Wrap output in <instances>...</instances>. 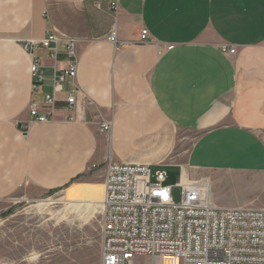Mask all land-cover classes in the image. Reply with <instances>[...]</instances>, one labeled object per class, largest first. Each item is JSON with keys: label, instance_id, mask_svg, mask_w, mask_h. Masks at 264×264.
Masks as SVG:
<instances>
[{"label": "crops", "instance_id": "obj_1", "mask_svg": "<svg viewBox=\"0 0 264 264\" xmlns=\"http://www.w3.org/2000/svg\"><path fill=\"white\" fill-rule=\"evenodd\" d=\"M118 1L115 10L111 0H0V202L78 180L104 188L109 161L149 164L178 182L264 175V0ZM113 28L117 43L107 39ZM53 30L78 39V74L58 93L56 118L39 122L30 101H44L67 67L63 40L56 57L41 44Z\"/></svg>", "mask_w": 264, "mask_h": 264}, {"label": "built area", "instance_id": "obj_2", "mask_svg": "<svg viewBox=\"0 0 264 264\" xmlns=\"http://www.w3.org/2000/svg\"><path fill=\"white\" fill-rule=\"evenodd\" d=\"M115 10L118 0H111ZM150 31L145 26L140 41L146 42ZM107 39L117 43L118 33L113 28ZM66 44L67 67L55 70L53 90L44 95V101L32 99L31 117L39 122L56 118L58 93L68 79L78 74L76 37L49 31L41 44L58 55V44ZM170 44L167 48L171 49ZM229 55L238 52L235 45H223ZM33 76L32 91L40 92L44 81L39 59L30 67ZM75 88L65 98L67 118L74 119ZM88 106L95 101L85 95ZM101 128L111 129L112 122H99ZM96 167L95 164H93ZM180 200H174L175 185L167 184V173H155L149 164L109 161L106 164L101 210L100 264H264V203L260 207H225L214 203L210 178H183ZM199 185L208 187L203 201Z\"/></svg>", "mask_w": 264, "mask_h": 264}, {"label": "rangeland", "instance_id": "obj_3", "mask_svg": "<svg viewBox=\"0 0 264 264\" xmlns=\"http://www.w3.org/2000/svg\"><path fill=\"white\" fill-rule=\"evenodd\" d=\"M210 180L213 201L219 206L260 207L264 203V195L262 199L257 196V186L264 185L262 174L228 175L215 171ZM80 182L38 198L17 194L0 202V264H100L101 207L91 203L93 213L72 207L76 198L90 202L98 195L90 192L75 197L72 191L87 192L96 186L101 189V185ZM167 184L176 186L174 200H180L182 188L178 181L169 178ZM197 188L205 201L208 187Z\"/></svg>", "mask_w": 264, "mask_h": 264}, {"label": "bare ground", "instance_id": "obj_4", "mask_svg": "<svg viewBox=\"0 0 264 264\" xmlns=\"http://www.w3.org/2000/svg\"><path fill=\"white\" fill-rule=\"evenodd\" d=\"M103 191H104V188H103V185H101V189L99 188V187H97L96 186V188H92V189H90V190H88L87 192H85V191H82V190H76V189H74L73 191H72V196H75V197H77V196H80V195H84V196H86V194L87 193H94V194H96V195H98V197L97 198H95V200H93V201H90V202H87V201H85V199H74V201H76L73 205H72V207L74 208V209H87L88 211H91L92 210V207H91V203L92 204H96V202L97 203H99V204H97V205H99L100 207H101V210H102V199H103ZM100 193H101V196H100ZM89 195V194H88ZM93 196V195H92ZM101 197V198H100ZM93 199V198H92ZM70 205H71V203H70ZM71 207V206H70ZM81 210V211H82ZM85 211V210H84ZM93 211V210H92ZM91 211V213H93ZM87 212V211H86ZM95 214V213H94Z\"/></svg>", "mask_w": 264, "mask_h": 264}, {"label": "trees", "instance_id": "obj_5", "mask_svg": "<svg viewBox=\"0 0 264 264\" xmlns=\"http://www.w3.org/2000/svg\"><path fill=\"white\" fill-rule=\"evenodd\" d=\"M67 186H69V185H67ZM67 186H66V187H67ZM56 190H59V189H56ZM56 190H52V191H56ZM52 191H50V192H52ZM10 211H11V210L5 212V214H8Z\"/></svg>", "mask_w": 264, "mask_h": 264}]
</instances>
